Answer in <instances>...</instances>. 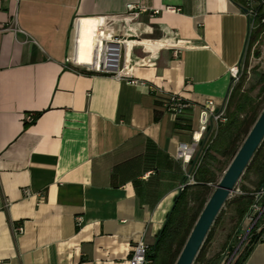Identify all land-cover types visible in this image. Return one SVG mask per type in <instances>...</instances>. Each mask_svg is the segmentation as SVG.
<instances>
[{
    "label": "crops",
    "instance_id": "obj_1",
    "mask_svg": "<svg viewBox=\"0 0 264 264\" xmlns=\"http://www.w3.org/2000/svg\"><path fill=\"white\" fill-rule=\"evenodd\" d=\"M98 18L130 41L135 84L66 68L74 22L88 48ZM247 34L231 0H0V264H128L152 246L194 164L177 148L227 99ZM155 91L190 106L166 113ZM242 264H264V242Z\"/></svg>",
    "mask_w": 264,
    "mask_h": 264
},
{
    "label": "built area",
    "instance_id": "obj_2",
    "mask_svg": "<svg viewBox=\"0 0 264 264\" xmlns=\"http://www.w3.org/2000/svg\"><path fill=\"white\" fill-rule=\"evenodd\" d=\"M245 1L246 11L244 14L248 20V34L244 50L247 47L250 35L255 29V21L259 16L258 12L251 7V4L263 2L262 0ZM142 10L143 8L139 6L128 4L126 5V16L131 19L137 18ZM152 13L158 14L159 11L154 10ZM79 20L77 19L72 27V50L65 61L66 68L74 72L83 71L89 75L108 76L135 84L136 81L132 78V74L125 64L126 50L130 41L109 32L107 30L108 21L104 18H98L90 46L84 48L81 44V31L78 29ZM261 23H264V16L261 18ZM83 50L87 55L80 59V52ZM229 72L233 83L237 79L238 66L231 68ZM154 95L158 102L162 104L163 110L176 117L182 115L183 110L190 106L188 102L176 94L162 95L155 91ZM226 101L227 99L220 106H216L212 100H207L198 112L197 127L191 133L190 142L179 144L175 159L182 161L184 164H189L194 160L192 170L185 175L184 182L178 188L179 192L183 191L185 187L195 184L194 173L201 164L205 151L215 137L218 127L226 122ZM33 120L34 116L31 114L25 117V121L28 123L33 122ZM24 192L28 193V191ZM245 195L250 198V203L237 230L239 243L233 255L238 250H242L253 239L256 243L264 242V181L256 189ZM21 232L22 227L20 225L13 227L15 235ZM150 250L151 246L144 241L135 242L131 246L128 264H150L148 259Z\"/></svg>",
    "mask_w": 264,
    "mask_h": 264
},
{
    "label": "trees",
    "instance_id": "obj_3",
    "mask_svg": "<svg viewBox=\"0 0 264 264\" xmlns=\"http://www.w3.org/2000/svg\"><path fill=\"white\" fill-rule=\"evenodd\" d=\"M231 1L245 13V0ZM262 1L258 3L259 5L256 8L259 14L256 20L258 28L250 35L247 47L244 50V56L248 47L255 42L258 33L264 27V23H261V18L264 16V12L262 13L264 0ZM263 79L264 77L260 81H263ZM263 109L264 106L260 107V104L248 91L241 90V83L233 88L231 87L225 106L226 122L218 127L215 137L206 149L203 160L194 173L195 184L185 187L175 197L172 208L166 214L165 222L156 234L155 243L151 246L148 254L150 264H175L196 220L213 193L209 191L208 185L215 183L217 186L219 182L216 180L215 173L211 170V164H219L220 162L216 158L219 156L223 159V163L216 167V170L225 172ZM154 119H158L157 115H155ZM263 146L264 139L245 169V173L251 169L258 173L261 180L259 185L264 181V154H261ZM243 198L246 201L243 207L237 210L240 220L250 203L248 196H243ZM190 202L195 204L193 208L189 207ZM210 237L211 230L207 233L203 246H201L194 260L196 264H200L203 261L205 255L204 245L209 241ZM255 243L254 239L251 240L232 264H242Z\"/></svg>",
    "mask_w": 264,
    "mask_h": 264
},
{
    "label": "rangeland",
    "instance_id": "obj_4",
    "mask_svg": "<svg viewBox=\"0 0 264 264\" xmlns=\"http://www.w3.org/2000/svg\"><path fill=\"white\" fill-rule=\"evenodd\" d=\"M246 1L244 2V6ZM258 3L254 2L251 7L256 10ZM246 7V6H245ZM264 12V8L262 13ZM258 28L255 21L254 33ZM237 79L232 83V88L241 83V90L248 91L252 97L256 99L260 107L264 106V27L258 33L255 42L248 47V50L238 65ZM264 154V146L261 150ZM219 164L212 163L211 170L215 173L216 180L219 181L224 172L216 170V167L223 163V159L216 157ZM261 180L258 173L251 169L249 172L244 171L240 179L237 181L233 191L222 206L216 219L214 220L211 230V237L204 245L205 255L200 264H232L242 250H238L232 254L239 243L237 230L241 220L238 217V208L243 207L245 203V194L256 189ZM215 183L209 184L210 192H213ZM195 204L190 202L189 207H194ZM204 243V242H203ZM203 246V244H202ZM193 264H196L195 261Z\"/></svg>",
    "mask_w": 264,
    "mask_h": 264
},
{
    "label": "water",
    "instance_id": "obj_5",
    "mask_svg": "<svg viewBox=\"0 0 264 264\" xmlns=\"http://www.w3.org/2000/svg\"><path fill=\"white\" fill-rule=\"evenodd\" d=\"M263 139L264 109L206 202L175 264H193L210 227Z\"/></svg>",
    "mask_w": 264,
    "mask_h": 264
}]
</instances>
